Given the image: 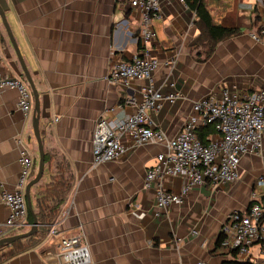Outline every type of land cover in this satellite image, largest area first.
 Wrapping results in <instances>:
<instances>
[{
  "label": "crops",
  "instance_id": "crops-1",
  "mask_svg": "<svg viewBox=\"0 0 264 264\" xmlns=\"http://www.w3.org/2000/svg\"><path fill=\"white\" fill-rule=\"evenodd\" d=\"M130 1L0 0L39 92L44 146L64 155L74 175L72 190L50 227L56 231L2 264H59L60 241L72 235H81L89 246V264H222L231 258L222 248L212 249L227 215L250 206L256 181L264 177V143L261 151L242 157L236 182L194 186L184 203L161 210L155 190L143 183L164 144L136 147L128 139L125 153L93 166L92 137L100 117L124 118L142 101L148 79L123 85L111 82L108 74L112 62L144 51L160 62L154 84L165 94L180 93L152 116L154 125L169 136L182 129L196 100L217 97L224 88L246 93L264 87V44L251 36L264 20V0L211 4L219 23L239 31L221 40L204 62L196 61L190 45L199 28L195 11L185 1H160L159 15L152 20L156 36L146 44L140 36L142 13ZM0 50V74L26 80L1 17ZM18 96L14 88L0 89V223L8 215L1 192L17 189L24 146L34 160L32 178L39 164L34 97L32 112L25 115ZM47 172L44 183L31 188L33 208L41 184L50 181L45 166L42 178ZM164 184L177 192L183 178L172 176ZM259 190L264 192L263 187ZM24 228L30 225L9 235ZM263 257L255 244L246 258L258 263Z\"/></svg>",
  "mask_w": 264,
  "mask_h": 264
},
{
  "label": "built area",
  "instance_id": "built-area-1",
  "mask_svg": "<svg viewBox=\"0 0 264 264\" xmlns=\"http://www.w3.org/2000/svg\"><path fill=\"white\" fill-rule=\"evenodd\" d=\"M161 0H131L130 4L142 13L140 36L144 43L156 36L152 20L159 15ZM185 1V0H181ZM264 17V8L262 11ZM251 36L264 44V20ZM1 60V50H0ZM174 64V60L168 63ZM157 58L148 51L132 59L112 62L108 79L113 83L129 85L132 80L148 79L142 89V101L136 104L134 113L116 120L100 117L94 127L93 166L117 159L127 150L129 139L133 146L147 142L162 143L165 150L157 156L155 165L146 169L144 187L155 190L156 204L161 210L173 204L184 203L192 188L211 183H234L238 180L241 159L248 153L261 151L264 143V87L239 93L224 88L219 96H204L193 103V112L186 118L182 129L173 136L154 125L152 116L166 101L174 102L180 93H163L153 82V72L159 67ZM173 85V83H171ZM14 88L18 91V107L25 115L32 112L33 93L27 80L13 75L0 74V89ZM215 125V134L204 143L196 130L201 126ZM20 144L23 143L18 138ZM21 170L17 189L3 190L1 201L8 215L0 223V238L13 230L28 226V205L25 187L32 179L34 160L24 146L20 156ZM181 176L183 184L179 191H169L165 179ZM264 177L256 181L248 209L232 210L222 224V246L235 250L239 257L250 254L255 244L264 254ZM56 230L50 228L49 233ZM195 232V231H194ZM247 259V258H246ZM92 255L81 235L67 236L59 245V264H89ZM254 263V262H253ZM194 264H206L197 261ZM256 264H264V257Z\"/></svg>",
  "mask_w": 264,
  "mask_h": 264
},
{
  "label": "trees",
  "instance_id": "trees-1",
  "mask_svg": "<svg viewBox=\"0 0 264 264\" xmlns=\"http://www.w3.org/2000/svg\"><path fill=\"white\" fill-rule=\"evenodd\" d=\"M185 2L195 11L196 24L199 28L198 35L190 43L194 51V57L199 62L207 61L214 53L217 44L226 37L236 34L239 29L237 27H226L216 19L211 4H220L222 0H185ZM196 133L202 142L206 143L209 136L215 134V125L201 126L196 130ZM45 166L49 168L51 177L50 181L41 184L35 200L34 211L39 223L38 230L36 233L18 239L1 250L0 264L20 253L35 248L42 242L51 225L58 218L61 207L72 190L74 175L71 164L64 155L45 148ZM28 223L29 225L33 223V215L30 211L28 213ZM223 237L221 232L212 249V252H216L219 248H222L223 253L231 255V258L224 260L222 264H256L248 258L246 260L240 259L237 251L224 248L221 245Z\"/></svg>",
  "mask_w": 264,
  "mask_h": 264
},
{
  "label": "water",
  "instance_id": "water-1",
  "mask_svg": "<svg viewBox=\"0 0 264 264\" xmlns=\"http://www.w3.org/2000/svg\"><path fill=\"white\" fill-rule=\"evenodd\" d=\"M0 17H1V20H2L4 27L6 29L8 37L10 39V42H11L12 46L14 47L15 52L17 54V57L20 61V64H21V67L23 69L25 78H26L28 84L30 85V88H31L32 93H33V97H34L33 130H34V135H35V138L37 141L38 152H39L38 170H37L35 176L27 183V185L25 187V196H26V200H27L28 209L31 212V214L33 215V223L30 225L29 230H27L25 232L15 233V234H11V235L0 238V251H1V250L5 249L7 246H9L11 243L15 242L16 240L30 236V235L36 233L38 230L39 223H38V220L36 218L35 211H34L33 204H32L31 188L33 185L37 184L41 180V178L43 177V174L45 171V148H44V142H43V138H42L41 130H40L41 109H40L39 92L35 86V83L32 79V76L28 70L26 62H25L23 55L21 53L20 47H19V45L16 41V38L13 34L12 28L8 22L5 10L1 5H0Z\"/></svg>",
  "mask_w": 264,
  "mask_h": 264
},
{
  "label": "rangeland",
  "instance_id": "rangeland-1",
  "mask_svg": "<svg viewBox=\"0 0 264 264\" xmlns=\"http://www.w3.org/2000/svg\"><path fill=\"white\" fill-rule=\"evenodd\" d=\"M48 175H49V173L47 172L46 175H45V177H44V178H41L40 181H42V183H44V180H45L46 177H48ZM49 178H50V177H49ZM48 180H49V179H48ZM20 229H21V228H20ZM28 230H29V229H28ZM25 231H27L26 228H24L21 232H25ZM241 258L244 259L245 256H244V255H241Z\"/></svg>",
  "mask_w": 264,
  "mask_h": 264
}]
</instances>
